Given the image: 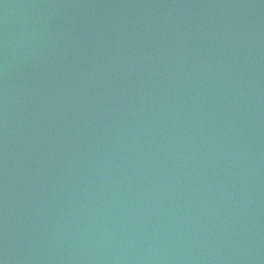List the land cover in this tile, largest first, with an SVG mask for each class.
<instances>
[{"label": "water", "instance_id": "1", "mask_svg": "<svg viewBox=\"0 0 264 264\" xmlns=\"http://www.w3.org/2000/svg\"><path fill=\"white\" fill-rule=\"evenodd\" d=\"M0 264H264V0H0Z\"/></svg>", "mask_w": 264, "mask_h": 264}]
</instances>
